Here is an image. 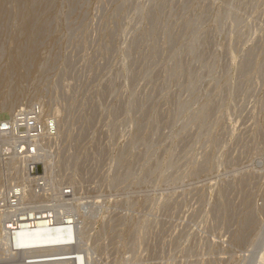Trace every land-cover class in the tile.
<instances>
[{
	"label": "rangeland",
	"instance_id": "rangeland-1",
	"mask_svg": "<svg viewBox=\"0 0 264 264\" xmlns=\"http://www.w3.org/2000/svg\"><path fill=\"white\" fill-rule=\"evenodd\" d=\"M0 107L56 124L29 207L86 264H264V0H0Z\"/></svg>",
	"mask_w": 264,
	"mask_h": 264
},
{
	"label": "built area",
	"instance_id": "built-area-1",
	"mask_svg": "<svg viewBox=\"0 0 264 264\" xmlns=\"http://www.w3.org/2000/svg\"><path fill=\"white\" fill-rule=\"evenodd\" d=\"M45 137L54 140L58 137V131L54 121H42L39 107L18 111L9 119L0 121V155L4 152L2 157L7 170L11 169L14 161L24 164L22 172L27 182L25 188H28L25 190L18 185H10L0 194V218L3 222L14 221L19 215L36 211L35 208L29 207L30 203L51 196L48 193L51 187L48 179L30 162L42 154V139ZM62 192L60 191L59 198L70 193ZM21 194L26 196L22 198Z\"/></svg>",
	"mask_w": 264,
	"mask_h": 264
},
{
	"label": "bare ground",
	"instance_id": "bare-ground-1",
	"mask_svg": "<svg viewBox=\"0 0 264 264\" xmlns=\"http://www.w3.org/2000/svg\"><path fill=\"white\" fill-rule=\"evenodd\" d=\"M14 164L17 163L13 162L11 165ZM21 195L22 198L26 196L25 194ZM50 210V208L49 210L46 208L45 210L29 212L17 216L14 221L2 222L0 224L1 241L9 252L14 251L24 257L23 264H86V258L82 253L71 252L69 249L76 243L79 229V223L74 220L75 216H62L61 212V217L57 220Z\"/></svg>",
	"mask_w": 264,
	"mask_h": 264
}]
</instances>
